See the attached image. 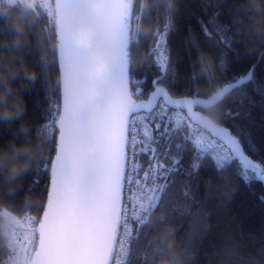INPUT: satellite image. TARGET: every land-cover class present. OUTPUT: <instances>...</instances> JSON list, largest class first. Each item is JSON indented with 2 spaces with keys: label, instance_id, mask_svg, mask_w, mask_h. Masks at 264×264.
<instances>
[{
  "label": "snow or ice",
  "instance_id": "6c2138e0",
  "mask_svg": "<svg viewBox=\"0 0 264 264\" xmlns=\"http://www.w3.org/2000/svg\"><path fill=\"white\" fill-rule=\"evenodd\" d=\"M157 3L164 6L168 15L164 30L155 33L158 39L153 47L161 75L153 80L154 91L148 102L138 103L134 96L141 95L143 81L135 78L137 69L132 63L131 46L138 44L140 36L133 21L148 12L141 6L137 14L135 0H97L96 6L103 9V16L95 17L100 26L96 40L102 47L114 46L120 50L114 75L131 91L132 100L126 104L119 93L110 90L108 81L90 77L81 70L80 61L88 58L89 50L74 42L70 28L78 19L88 16L85 0H32V10L39 9L33 23L43 16L56 30L59 43L55 50L62 73V91L60 102L52 111V119L38 130L44 135L49 149L54 146L55 150L51 158L41 157L43 163L37 168L33 181L38 186L45 174L49 177L43 216L36 228L25 233L27 243L16 241L11 249L22 251L28 264H112L114 259L115 264H134L142 237L153 227L152 214L162 205L171 187L170 177L182 171L194 180L205 158L211 156L199 140L187 134L181 136V121L177 119L173 127L163 106L156 103L157 98L186 109L190 119L215 129V133L226 140L229 153L211 156L218 171L238 162L246 183L253 177L264 181V167L249 159L237 136L194 111V106L207 111L206 105L210 103L200 96L199 90L195 96L174 100L162 86L165 74L175 73L164 47L166 36L173 27V8L168 0H157ZM105 17L115 26L111 33L103 30ZM233 23L239 21L234 19ZM211 24L218 39L207 27L204 32L213 37L214 46L230 44L228 25L219 24L215 17ZM79 36L81 40H87V28L81 27ZM16 44L18 46V42ZM220 67H224L223 53ZM103 68V59H100L96 69L101 71ZM252 79L253 70H250L233 82L225 83L221 101ZM45 84H48L47 80ZM48 89L51 90L50 85ZM109 96L111 100H107ZM101 101L105 103L101 104ZM157 108L160 110L156 111ZM223 115L231 117L232 113ZM162 137L169 143L163 159L158 152ZM176 139L180 142L176 143ZM189 144L193 159L184 168L182 153ZM145 154L151 155L152 160L149 171L141 173L139 158ZM183 195L187 199L193 196L190 188H186ZM260 199L264 200V196ZM12 224L20 225L21 222L13 217ZM36 234L38 242L32 249L27 245ZM9 259L12 261L14 257ZM142 259L144 264H150L152 256L146 251Z\"/></svg>",
  "mask_w": 264,
  "mask_h": 264
},
{
  "label": "trees",
  "instance_id": "16d2710c",
  "mask_svg": "<svg viewBox=\"0 0 264 264\" xmlns=\"http://www.w3.org/2000/svg\"><path fill=\"white\" fill-rule=\"evenodd\" d=\"M141 3L142 0H135L137 14ZM236 3L237 0H177L172 12L173 27L166 36V54L175 73L165 74L162 85L175 97L195 96L197 90L204 97L196 87V57L201 49L215 53V83L220 87L253 70L252 80L227 94L220 102L215 122L231 129L249 159L264 167V52L250 54L246 51L243 33L238 23H233ZM12 15L15 13L0 16V67L8 68L9 64L23 59L37 68L38 79L23 90L27 102L24 119L40 135V126L52 119V111L61 99V74L55 50L59 40L54 25L50 26L47 18L42 16L36 24L29 25L23 45L17 46L9 22ZM145 16L152 24V32L147 36L140 35L138 44L131 46L132 63L137 69L135 78L143 81L141 95L134 96L137 100L149 96L154 89L153 80L161 75L153 47L158 39L155 33L162 32L168 23L166 9L157 0H153L148 14L141 17ZM213 17L219 24L228 25L230 44L214 46L213 37L205 34V27L213 31ZM213 36L218 39L214 31ZM221 53L223 69L220 67ZM16 84L21 88L19 78ZM198 109L207 115L206 110ZM225 112H231L232 116L223 115ZM169 119L175 127V121ZM15 128L16 125L0 124V147L16 138L13 135ZM185 134L191 136L188 125L181 122V136ZM179 142L176 139V143ZM158 143V152L163 159V153L169 150L168 139L162 137ZM190 149L191 144L182 153L184 168L193 159ZM54 155V146L49 149L46 144L44 156L51 158ZM151 160L149 154L139 158L141 173L149 171ZM37 168L23 178V186L10 202V207L20 218L29 213L39 223L47 203L49 177L45 174L39 185H34ZM242 171L238 162L218 171L208 156L194 180L182 171L173 174L164 202L152 214L153 227L141 239L134 264H144L142 257L146 251L152 256L150 264H158L160 258L168 254L166 225L175 228L176 247L183 255L184 264H264V200L260 199L264 196V181L253 177L246 183ZM186 188L192 191L191 199L183 195ZM25 192L32 193L30 202L23 201ZM8 254L5 235L0 236V264H4Z\"/></svg>",
  "mask_w": 264,
  "mask_h": 264
},
{
  "label": "clouds",
  "instance_id": "9594fccd",
  "mask_svg": "<svg viewBox=\"0 0 264 264\" xmlns=\"http://www.w3.org/2000/svg\"><path fill=\"white\" fill-rule=\"evenodd\" d=\"M153 0H142L141 6L148 12ZM174 9L177 0H168ZM32 0H2L0 2V16L6 13H15L9 17L11 32L14 34L18 46L24 43L25 35L30 24L36 17V11L31 8ZM94 9L98 6L93 5ZM234 16L239 21L238 26L243 33L245 49L248 53L264 52V0H237ZM81 27L87 28L89 37L81 40L79 32ZM106 32H113L115 26L110 19H105L102 25ZM100 26L96 23L85 22L74 30L75 39L89 50V56L80 63L81 70L90 77H98L109 82L110 90L119 93L124 103H130L132 94L115 77V66L120 58V50L114 46L102 47L96 40V33ZM138 35L147 36L152 32V24L145 17H141L135 24ZM6 42V41H5ZM103 59L104 68L96 69L97 62ZM217 60L215 53L210 50H199L196 57V87L210 101L207 107V117L215 121L218 118V105L222 100L223 88L215 83ZM19 78L21 88H17L16 80ZM38 79V71L30 66L26 60L9 64L8 68L0 67V124L11 127L16 125L14 139L7 146L0 147V236L6 235L13 223L15 213L10 207L17 192L23 186V178L35 168L39 167L41 157L44 155L46 140L43 134L37 135L33 126L24 119L27 112V102L23 90ZM111 96L107 100H111ZM101 104L105 101H101ZM31 192H25L23 201L30 202ZM168 234V254L158 261V264H184V258L179 248L176 247L175 228L166 225ZM14 260L8 264H28L24 253L17 251Z\"/></svg>",
  "mask_w": 264,
  "mask_h": 264
},
{
  "label": "water",
  "instance_id": "95a60500",
  "mask_svg": "<svg viewBox=\"0 0 264 264\" xmlns=\"http://www.w3.org/2000/svg\"><path fill=\"white\" fill-rule=\"evenodd\" d=\"M97 4V0H85V8H86V10H87V12H88V16L87 17H83V18H80V19H78L72 26H71V28H70V31H71V33H72V37H73V40H74V42L76 43V44H81V43H79L76 39H75V36H74V33H73V30L78 26V25H81V24H83V23H85V22H92V23H96V21H95V17H97V16H103V9L102 8H93L92 6L93 5H96ZM71 11H78V10H76V9H72ZM105 19H106V17H105ZM104 19V20H105ZM108 19V18H107ZM99 26V25H98ZM80 63H81V61H80ZM60 74H61V78H62V73H61V70H60ZM163 86V85H162ZM163 87H165V86H163ZM166 88V87H165ZM166 90H168L167 88H166ZM61 91H62V88H61ZM154 91V89L150 92V94H149V96L147 97V98H145V99H142V100H137L135 97H134V99H136L137 100V102L139 103V102H143V103H147L148 102V99L151 97V93ZM169 91V90H168ZM169 95L172 97V99H174V100H179V99H183V98H185V97H187V96H183V97H175V96H173L170 92H169ZM163 101L164 103H165V101L163 100V99H161V98H157V100H156V103L157 104H159V102L160 101ZM170 108H174V109H176V108H179V107H177V106H175V105H171V104H167ZM198 107H200V106H194V111L195 112H198V113H201L202 115H205V116H207L202 110H200V109H198ZM179 109H181V108H179ZM185 113H186V115L188 116V113H187V110L186 109H182ZM189 118V117H188ZM190 119V118H189ZM194 124H197V125H199L200 127H202V128H204L205 130H207L208 132H210L211 134H212V136L213 137H215V138H217L218 140H220V141H222L223 143H225L226 144V146L229 148V146H228V144H227V142H226V140H224L220 135H218V134H216L215 133V129H213V128H211V127H209V126H206V125H204L202 122H200V121H196V120H192V119H190ZM218 124V123H217ZM220 127H226V126H223V125H220V124H218ZM227 129H228V131L232 134V135H235L232 131H231V129H229L228 127H226ZM237 139L238 140H240L238 137H237ZM241 146H242V148H243V150H244V147H243V145H242V143H241ZM245 151V150H244ZM245 154H246V152H245ZM247 155V154H246ZM248 156V155H247ZM16 215V214H15ZM16 217L20 220V222H21V224L20 225H17V226H20V227H26L27 226V224L25 223V221L22 219V218H20L18 215H16Z\"/></svg>",
  "mask_w": 264,
  "mask_h": 264
},
{
  "label": "built area",
  "instance_id": "2783aa9c",
  "mask_svg": "<svg viewBox=\"0 0 264 264\" xmlns=\"http://www.w3.org/2000/svg\"><path fill=\"white\" fill-rule=\"evenodd\" d=\"M158 105L163 106L165 116L172 118V119H177L178 112L181 113L183 111L182 109H179V108H176V109L170 108L163 101H160V103ZM159 110H160L159 108L156 109V111H159ZM186 117L188 118L187 115H186ZM187 124H188L189 129H190L191 137L194 140H199L201 142V145L205 149H207L209 153H211V156L221 155V154L226 155L229 153V148L226 146V144L223 143L222 141L218 140L217 138L213 137L210 132H208L204 128L200 127L199 125L194 124L190 119H189V122ZM139 167H140V164H139ZM112 264H115V259L112 261Z\"/></svg>",
  "mask_w": 264,
  "mask_h": 264
},
{
  "label": "rangeland",
  "instance_id": "374dc122",
  "mask_svg": "<svg viewBox=\"0 0 264 264\" xmlns=\"http://www.w3.org/2000/svg\"><path fill=\"white\" fill-rule=\"evenodd\" d=\"M0 2H2V0H0ZM164 47L166 49V41H165ZM177 119H179L181 122H184L185 124H187L189 122V119L186 117V115H185V113L183 111L181 113L178 112ZM177 119H173V120L176 122ZM26 218H34V219L29 220V219H26ZM23 220L27 224L26 227H20V226L11 224L10 227L8 228V230H7V234L5 235V238H6V242H7V245H8L9 254L6 257V259L4 261V264H8V262L10 261V259H9L10 256H13L14 253H15V252H13L11 250L13 243L16 242V241L27 243V242L24 241L25 233L28 232L31 228H36V226L38 225L37 221L35 220V217H33L29 213H27L26 215L23 216ZM31 239H32V243L28 244L27 246L32 248V249H34L36 247V243H37V240H38V234H36L35 236L31 237Z\"/></svg>",
  "mask_w": 264,
  "mask_h": 264
}]
</instances>
